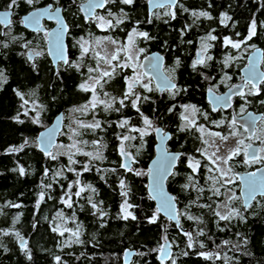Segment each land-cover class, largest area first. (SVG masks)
I'll list each match as a JSON object with an SVG mask.
<instances>
[{
	"label": "trees",
	"instance_id": "obj_1",
	"mask_svg": "<svg viewBox=\"0 0 264 264\" xmlns=\"http://www.w3.org/2000/svg\"><path fill=\"white\" fill-rule=\"evenodd\" d=\"M9 3L10 0H0V8L7 7ZM44 3L45 0H34L33 5H27L24 0H19L18 6L13 7L16 39L9 40L12 45L8 44L7 47L3 46L4 41L1 44L0 64L4 70L3 74L6 75V82L2 83L0 90V264H57V256L61 257V264H124V254L128 248L137 250L131 264H172L173 259L176 264H264V196H257L247 209L241 205L243 220L237 218L231 222L220 221L218 225V218L212 214V210L200 207L211 204L212 208H215L219 199L212 196L208 190L210 185L204 180L203 171L194 175L197 180L200 178L197 187H203V193H198L195 189L179 190V186L187 183V177L192 174L185 166L180 169L178 176L170 177L168 181L169 190L177 192L178 205L184 209L185 225L193 228L190 231L194 240L192 248H188V238L183 231L161 213L155 223H149L156 203L147 190V175L136 176L135 171L147 172L149 158L153 153L151 143L149 141V145L144 149L135 145L139 162H136L137 169L132 172L121 167L119 153L121 141L118 136L132 134L129 129L138 128V118L129 120L126 117L129 124L125 129L118 128L117 122L109 119V133L105 134L104 141L109 143V195L104 191L102 203L98 201V207L106 213L104 217H100L98 213L94 214L95 210L85 198L77 202L74 192H66L69 182L75 178L72 171L51 177L50 174L59 163L65 164L68 157L57 155V159H51L38 148L36 137L40 129L51 122L52 115L60 109L70 108L78 98L74 89L76 76L67 74L65 86H60V82L56 80L54 87L58 90H55V95L60 94L64 102L58 104L56 101L57 106L52 102L48 103L44 83L46 60L42 55H37L31 61L28 59V49L42 47L44 36L41 31L34 32L25 28L21 15ZM180 5L188 11H183ZM122 6L128 13L125 23L130 26L139 21L136 25L141 26L152 37L148 44L152 49L164 53L167 59L174 52L181 54L195 51V41L186 43L185 40L176 39L181 37V34L189 32L190 36L195 37L211 28L217 35H222L227 29H232L231 33H239L238 37L241 39L248 35L253 19L257 22V35L247 43L264 49V0H180L174 8L175 19L168 15L158 18L150 13L147 0H135L132 5ZM206 9H209L208 13L212 18L200 17L193 24L194 17L191 12ZM225 13L233 21L231 26H222L219 23ZM8 38L10 39V36ZM25 43H28V48L23 46ZM214 51L219 53L224 52V49L215 48ZM188 55H182L184 63L180 71V85L189 87L187 93L196 98L203 95L204 83L200 74L188 69ZM17 93H22L23 98ZM30 97L43 106L40 108L39 123L33 122L35 110L25 103L30 101ZM153 99L148 105L150 114L155 113ZM166 100L162 98L159 105L164 106ZM60 105L63 107H59ZM253 108L264 112V82L261 83ZM131 110L129 107L128 113L124 115H131ZM118 115L117 112H112L109 117L119 119ZM132 136L135 137L132 141L137 144L140 140L139 134ZM94 137L97 138L95 135ZM25 140L28 143L21 150L9 151L12 147L20 148ZM20 167L25 169L23 175L19 172ZM121 179L128 186L127 199L133 205L130 211L135 215V220L121 218V205L125 199L121 195ZM96 183L104 190L107 180L103 183L101 179H97ZM48 185L51 187H47ZM75 186H72L70 191L75 190ZM42 192L44 199L40 200ZM66 193L67 196L72 195L71 208L62 202ZM58 209L66 211L70 216L72 212L75 214L76 219L72 216L67 223L71 222L69 227L73 229L79 226L80 243L75 242V236L71 242L65 241L69 232L62 230V225L59 224ZM188 215L199 217L202 223L189 220ZM54 227L59 231H53ZM200 229L204 232L203 236L197 235ZM4 232L9 234L4 235ZM60 232L64 234L60 235ZM16 233H19V237L27 239L28 252L21 249ZM165 238L172 241L176 251L171 259L162 262L159 249ZM224 240H228L229 244L222 245ZM200 244L204 247L201 248ZM202 251L219 252L221 259L206 260L198 254ZM185 252L188 254L184 255ZM225 254L227 260L224 258Z\"/></svg>",
	"mask_w": 264,
	"mask_h": 264
},
{
	"label": "snow or ice",
	"instance_id": "obj_2",
	"mask_svg": "<svg viewBox=\"0 0 264 264\" xmlns=\"http://www.w3.org/2000/svg\"><path fill=\"white\" fill-rule=\"evenodd\" d=\"M75 2V0H73ZM123 5H132L134 4L135 0H120ZM153 0H149V3H152ZM24 3L27 5H33L34 0H24ZM114 4L115 0H88L85 5H82V10L86 11V19L95 23L96 27L102 31L107 32L108 30H115L121 24L125 22L127 18V13L123 12L121 9V16H117L116 14L112 13L110 9H108L107 16L99 15L96 13V9H106L108 4ZM178 3V0H167V4L169 8H175ZM19 0H10L8 5L9 9L13 8L14 6H18ZM183 11H188V9L183 8V5H180ZM166 15L170 16L172 19H175V12L169 11ZM47 16L49 19H55L59 25L58 29L52 33H46L47 36L51 38L52 43V53L55 55L58 61L63 62L69 68H75L77 71L81 70V64L70 62L65 55L64 46L62 43V37L64 33L67 31V24L60 18L59 9L53 11L50 7L48 9H37L30 15L24 17L22 23L27 26L33 27L37 32L41 31L40 27V20ZM191 16L194 17L193 24L200 17H205L211 19L212 17L207 11H200V12H191ZM9 12L5 11L0 14V24L11 26L10 21L8 20ZM231 17L227 16V14H222L220 23L226 24ZM151 22V21H149ZM167 22V21H165ZM140 22L137 21L136 24L138 25ZM190 27V26H186ZM183 31V30H182ZM239 35V34H237ZM257 35V22L253 19L249 25L248 35L242 41H233L229 37L224 38V46L234 49H240L243 44H247V41L252 40L254 36ZM149 40L152 37L146 31H139L137 27H133L131 32L126 34V38L124 40H118L110 35L106 36H97V37H89V39L81 38L80 41L77 43L80 46L81 50V60L83 57L88 56L91 54L92 58L95 61V67L87 66V79L79 85V89L84 92H91L92 96L91 99L84 105L74 108L72 111L87 114L88 112H93V122L85 123L80 120H76L75 123L77 125L76 128L71 129L73 137H77L81 135L80 129L95 131L96 129L103 130V125L100 120L95 119V112L94 110L98 107V105H103L104 111H120L119 108H114V105L118 102L120 107H125V101L130 100L131 105L133 108L136 109L137 112H140L139 103L140 101L147 100V96H141L140 93L136 91V89L142 88L147 92H152L153 88L151 86L153 79L157 81L156 90L161 92H168L169 95L173 98L179 95L181 91L186 92L187 89H181L177 86L174 82V75H169L160 70L161 65V57L159 55H155L151 60H148L147 64L140 63V56L145 52V49L142 47H138L137 40L138 39ZM218 37L212 35L211 32L206 36L201 38V48L197 53V58L193 61L191 67L193 70H196L198 65L207 66V61H211L213 57L211 55H207L209 48L213 45L208 43V41H215ZM110 45L112 47V51L108 52L106 46ZM7 47V45H3ZM25 48H28V43L23 45ZM252 47H255L254 45ZM103 53V54H102ZM41 53H32L31 50L28 55V59L31 61L33 60V55H40ZM145 59H148L145 57ZM232 59L229 57L224 61L225 66L228 65L229 60ZM176 65L179 66V59L176 60ZM264 64V51L257 49V51L253 54L252 59L249 61V66L245 69L246 77H245V85L244 87H248L251 85V89H256L259 91L258 83L264 82V72H260L258 70V65ZM35 67V65H33ZM131 68L133 70L132 76H125L126 82V90L123 93V98L117 99L115 97H109L107 92H104L103 95L108 97V99H101L97 92V88L103 89L104 84H106L109 80L114 78L117 73V70L123 71L124 69ZM172 73L175 72V69L171 70ZM57 74H59V69L57 70ZM205 79H208L205 77ZM230 79V77H228ZM147 80V82H145ZM6 77H4L3 72H0V83H5ZM250 89V91H251ZM18 95L23 98L22 93H17ZM237 95L244 96L245 93L243 91H237ZM254 94V93H253ZM231 96L229 95H215L214 89L212 87L208 88V100L212 106L213 111H217L221 107H227L229 105V101ZM28 103V101H25ZM42 108L43 106H39ZM182 111L180 112V120L181 124L178 127V131L186 132L195 129L196 132L199 133V136L196 137L197 140L200 141L201 147L196 149V152L200 154V156L207 162L204 164V168L208 172V175L205 177L206 182L210 185L208 190L211 192L212 196L220 197L224 195L221 193L220 189L224 188L226 193H231L227 195V200L220 204L216 205V208H212L211 204L200 205V207H207L212 210V214L217 217V224L219 225L220 221H227L231 222L233 219H241L243 220L244 217L242 216L240 210L235 207H230L232 201L239 200L240 197L236 196L234 192H232L230 185L234 184L236 179H239L243 184V190L247 199L245 200V209L250 207L249 200L253 199L257 193L264 196V171H260V175H257V172H250L247 175H240L239 173L233 172V168L231 166V161L235 156H238L242 151L248 156L247 159L244 160L245 164L251 163H261L264 162V155H260L259 153H264V147L255 148L252 143H245V139H238L236 141V146L227 151L225 155H220V144L216 143V139H219L221 142H227L230 137H238L242 135L238 128H237V118L234 116L230 122L221 119L220 121H212L211 123L215 124L217 128L224 125L225 123L228 124V127L231 131L224 135L221 132H213L210 129L206 128L203 124H197L196 116L201 115L204 117L205 120L208 118L207 112H201L199 108L196 107L194 104H183L179 106ZM176 108L174 104L169 111L172 112ZM241 113L245 110L241 108ZM141 118L143 120V128H131L129 129L130 132H137L140 134L141 139L144 136L149 135L150 130L156 132L160 136V144L158 145V156L152 162V166L148 168L147 172L142 171H135L136 176L147 175L150 177V183L148 185L149 192L151 194V199L157 200L158 204L153 212V215L149 218V223H155L159 214L164 212L168 214L172 219H176L177 215H179L175 208V197L171 196L164 190L165 181L169 177H174L176 173L173 169L176 167L177 162L184 156V153H173L170 152L165 147V142L171 139V135L168 133H162L160 128L154 127L153 121L149 119V117L140 113ZM18 119V117L16 118ZM261 119H264L262 117ZM255 120L254 117L249 115L246 118V122H253ZM23 123V121H19ZM34 123H39V112H37L36 117L33 118ZM129 124L128 119H122L117 122V127L121 129H125ZM59 127V125H57ZM247 130V129H246ZM56 134V128H51L47 131V133H41V137L45 138L42 142L50 146L52 144V138ZM118 139L121 141V155L125 158L130 157V153H128L124 148V142L130 141L135 139L132 135H121L118 136ZM255 139H259L264 143V137L256 136ZM211 141V142H210ZM28 143L25 140L24 144L20 146V148L12 147L9 149L10 152H16L21 150L26 144ZM92 146L95 149V152H82V149L78 147L79 144H88V141L82 140H73V143L68 146L69 150L75 149L76 152H82V155L89 157V164H86L83 168L84 172L91 171V164L92 160H102L103 155L100 151L102 147L101 140H93ZM45 147L43 150L45 154L49 156L51 159H57V155H54L48 147ZM209 149H213L209 152ZM249 150H251V154L249 155ZM75 153H71L69 155V161L72 164L77 163V161L72 159V155ZM187 166L191 169V173L187 177V183L182 185L185 191L189 189H195L198 193H203L205 189L203 187H196L197 181L194 178V174L200 172L201 170V159H197L195 156H188L187 157ZM121 167L126 169L128 172L134 171L130 164L127 162L122 163ZM98 172L101 171L100 169H96ZM68 171H75L74 168H69ZM111 171L115 172V169H111ZM19 172L21 175L25 173V169L23 167L19 168ZM62 173L60 171L56 172V176H60ZM45 175H47V170L45 171ZM80 173H77L79 176ZM75 184L79 185L80 181H74ZM219 185V187H217ZM47 187H51L48 185ZM87 189L95 192L96 190L92 188L91 185L86 186ZM120 188H121V195L125 198L123 204L121 205L122 211V219L127 220L131 218L133 220L136 219L135 215L131 211L130 208L133 207L128 202V195L129 189L126 182L121 179L120 180ZM71 189V185H69V191ZM85 187H79V190L75 193L76 196H80L81 193L85 191ZM67 195V193H66ZM44 199L43 192L40 194V200ZM199 199V196L197 197ZM67 207L71 208V196H68L67 199H63L62 201ZM89 202L91 203V207L95 210V213H98L100 217H104L106 213H104L96 203L91 201L89 198ZM102 203V201L100 202ZM195 203V201H193ZM12 207H19V205H10ZM221 207L227 208L228 211L225 214H222L219 210ZM187 215V213H185ZM61 219H63V214L58 213ZM187 218L189 220H197L198 222L202 223L199 217H193L188 215ZM53 231H59L58 228H53ZM64 231L72 232V235L77 237L76 243H80L79 240V226H77L76 231H72V229H64ZM223 231V229H221ZM4 235H8V232H4ZM64 232H60V235H63ZM183 234L188 238V248H192L194 246L193 234L191 232L184 231ZM17 237L20 239V247L25 252H28L27 242L23 240L22 237H19V233H16ZM198 236H203L204 232L200 229L197 232ZM166 239V238H165ZM244 243L246 244L247 241L245 240ZM229 241L224 240L222 241V245H228ZM170 245L168 246H161L159 249L160 252V259L166 260L171 259V253L169 251ZM200 247L203 248L204 245L200 244ZM219 248L220 245H217ZM236 247V246H234ZM188 253L185 252L184 255ZM200 256L204 257L206 260H219L221 259V255L219 252H200L198 253ZM225 260L228 257L225 254ZM29 259H31L29 253ZM57 264H61V257H55ZM172 264H176L175 260H172Z\"/></svg>",
	"mask_w": 264,
	"mask_h": 264
},
{
	"label": "flooded vegetation",
	"instance_id": "obj_3",
	"mask_svg": "<svg viewBox=\"0 0 264 264\" xmlns=\"http://www.w3.org/2000/svg\"><path fill=\"white\" fill-rule=\"evenodd\" d=\"M46 3L43 5L47 4H53V7L56 6H61L63 9V13L65 15V18L67 19V22L69 24L68 28V33H67V43H68V60L70 62H75V63H80L81 64V70L77 71L75 68H69L66 65L63 64V62L59 61L57 64L53 62L51 57L48 54L47 51V38L48 36L46 33L52 28L57 21L48 19L45 20V25H46V30L41 31L43 32L44 36V45L41 47L42 49L36 50V52L41 53L42 57L46 60V69L44 70V83L46 86V100L48 103L52 102L54 106L56 105V101H58V104L63 103V97L60 96V94L55 95L56 91L58 92L57 89H54L55 87V81L58 80L60 82V86L62 84L64 85L65 83V78L67 74L69 75H75V92L77 94V100L76 102L67 109H60L57 112H64V127L63 130L60 134L59 141L67 138V130H68V123H69V113L71 109L80 107L84 104H86L92 96L91 92H84L79 89V85L84 82L87 79L88 73H87V66L95 67V61L92 58L91 54L88 56L83 57L81 60V50L80 46L77 43L78 41L81 40L83 37L84 39H89V37H97V36H106L110 35L116 39L119 40H124L126 38L127 32L133 28V27H138L142 31H145L141 26L135 25H130L128 26L127 20L121 24L119 27H117L115 30H108L107 32L102 31L98 29L95 25V23L89 21L86 19V11L82 10L81 6L85 5L88 0H45ZM180 1V0H179ZM122 4L120 0H115V3L108 4L106 9H96V13L99 15L105 14L107 16L108 9L112 10L111 8H114L113 12L116 9L117 5L119 6ZM4 8H9L8 6H4L0 9ZM168 8V6L164 7L163 9ZM14 10V8H11ZM161 8H158L156 10H159ZM170 9V8H169ZM171 10V9H170ZM174 11L175 9L172 8ZM209 12V9L204 10ZM155 11L152 13L154 14ZM221 20V19H220ZM219 20V23H220ZM206 22V21H205ZM233 23L232 20H228L226 24H221L222 26L229 25ZM186 24V23H185ZM233 31L232 29H227L226 33H223L222 35H217L215 33L214 29L209 28L206 32L196 35L195 37L190 36L189 32H186L185 34H181V37L176 38L177 40H185L186 43H192L196 42V47L195 51L189 53V52H183L181 54H178L177 52H174L171 54L170 57H166L164 55V70L166 71L167 74L169 75H174V81L176 82L177 86L181 89H187L186 92L181 91L179 95L175 96V98L171 97L168 92H161L159 90H156V80L153 79L152 81V92H147L142 88H137L136 91L140 93V95L147 96V100H141L139 103V108L140 112H137L135 108L132 107L130 100L125 101V107L121 108L119 103L117 102L114 105V108H119L120 111H104L103 105H98V107L94 110L95 112V119H98L101 121L103 125V130L101 129H96L94 132L90 130H85V129H80L79 131L81 132L80 136H77L79 139L82 141H88V144H81V149L82 152H95V149L92 146V141L93 140H101L102 147L100 151L102 152L103 159L102 160H92L91 164L89 165L91 167V171L84 172L83 168L86 164H89V157H86L82 155V152H74L75 154L73 156V160L77 161V163L72 164L69 161V158H67L66 161V166L64 167L63 171H68L69 168H74L75 171H72L75 176V181L79 180L80 184L76 188V192L79 190V187H85V191L81 193L80 196H76L77 202L81 201V198H85L87 203L89 202V198H91V201L93 203H96L98 205V201H102L103 197V192L105 191L106 195H109V151L108 146L109 143L104 142L106 141L105 134L109 133V119L111 121H116L119 122L120 120L127 119L129 120L133 118H138V128H143V120L141 118L140 113H143V115L149 117L153 121L154 127H161L163 129L164 133L170 132L171 139L167 140V147L169 151H174V152H179V153H184L185 155L181 157V159L177 162L176 167L174 169V172L176 173L175 176L179 175L180 169L183 168V166L187 167V170H191L187 166V157L188 156H195L197 159H201V170L200 173L203 171L205 177L208 175V172L204 168V164L207 163L199 153L196 152V149L201 147V143L199 140L196 139L197 136H199V133L195 131V129L191 131H186V132H180L178 131V127L181 124L180 120V112L182 109L179 107L180 105L183 104H194L196 105L197 108L201 110V112H207L208 113V118L207 120L204 119L203 116L197 115L196 116V121L197 124H203L206 126V128L213 130L214 132H221L224 135H227L231 129L228 127V124L225 123L224 125L220 126L219 128L216 127L215 124L211 123L212 121H220L221 119H224L225 121L230 122L231 119L235 115H241L245 113L246 111L253 109V103L257 99V93L258 91L256 89H251V85L248 87H244L242 91L245 93L244 96H240L237 94L232 95V105L229 107H221L217 111L212 110V106L209 103L208 100V88L212 87L216 93H223L227 91L228 88L234 86L235 84H239L242 79V67L245 66L248 63V53L250 51H244L240 52L239 49L236 51L232 50L231 46L225 47L224 46V38L229 37L232 40H244V38H239L237 33H231ZM211 32L212 35H215L218 37L217 40L215 41H208V43H211L213 46L209 48L207 55H211L213 59L211 61H207V66L204 65H198L196 70H193L191 65L193 61L197 58V53L199 52L201 48V38L206 37L209 33ZM239 34V33H238ZM10 36V39L8 38ZM16 39V29L14 27V24L12 22L11 26L5 27L3 24H0V54H1V49H2V42L4 41L6 45L11 44L9 43V40H15ZM149 40H143L138 39L137 40V45L138 47H142L145 49V52L141 54L140 56V63H143L144 57L149 54L150 52L157 51V49H152L151 45L148 44ZM107 51L109 52V45L106 46ZM224 49V52H219L216 53L214 49ZM254 48V47H253ZM252 48V49H253ZM251 49V50H252ZM189 54L188 57V62H187V67L189 70L192 72H197L200 74L201 80L204 83V90L203 95L200 97L194 98L191 94L187 93L189 87L183 85L181 87L180 85V71L183 67V57L182 55ZM103 54V53H102ZM231 57L232 59L229 60V63L227 66H225L224 61ZM36 58V57H35ZM179 59L180 63L179 66L176 65V60ZM59 69V74H57V70ZM172 69H175V72L172 73ZM264 69V65H263ZM4 70L1 69V64H0V72H3ZM4 77H6L5 74H3ZM133 75V70L131 68L124 69L123 71H120L119 69L117 70L116 75L114 78L109 80L106 84H104L103 89H100L99 87L97 88V92L99 94V97L101 99H108V97H105L103 95L104 92H107L109 94V97H115L117 101L121 98H123V93L126 90V82H125V76H132ZM207 77L208 79H205ZM230 77V79H228ZM147 82V80H145ZM2 83H0V90H1ZM65 86V85H64ZM261 87V84H260ZM259 87V88H260ZM251 89V91H250ZM56 90V91H55ZM254 93V94H253ZM153 94V95H152ZM57 97V99H56ZM193 97V98H191ZM154 98V99H153ZM162 98L167 99L164 101L165 105L160 106V100ZM154 100V105L153 108L155 110L154 114L149 113V106L150 105V100ZM176 105V108L174 111L170 112L169 109L173 106ZM63 105V104H62ZM63 107V106H59ZM129 107L132 108L131 110V115L127 116L124 114L128 113ZM147 107V108H146ZM241 108H243L245 111L241 113ZM148 109V110H147ZM57 112L55 114H57ZM112 112H117L119 115V119L109 117ZM54 115L51 116V122L54 118ZM77 116L80 121H87V122H93V112H88L87 114H81L77 113ZM127 117V118H126ZM82 119V120H81ZM92 120V121H91ZM50 122V123H51ZM262 122H264V119L261 120L259 123V126L256 129V132L253 136H251L248 132V129L246 126L237 124V128L239 132L243 135V138L245 139V143H259L261 147V143L259 139H255L257 136L258 130L260 129ZM48 123L47 125H49ZM45 125V126H47ZM119 128V127H118ZM131 129V128H130ZM247 129V130H246ZM122 133H124L122 131ZM137 132H132V134L129 135H134ZM139 134V133H137ZM92 135V137H90ZM94 135L97 137L95 138ZM108 135V134H107ZM241 136V135H240ZM139 142L136 144L132 140L130 143L129 141H126L125 145V150L130 153L132 156V168L133 170H136V162H139V158L137 156V150L135 149V145H140L142 149L146 148L149 145V141L151 143V147L153 149V153L151 158L155 155L156 149H155V144L157 142V136L156 132L151 131L149 132V135L144 136L143 139H141L140 134H139ZM121 148V143L119 145V153L121 154L120 151ZM62 156L65 154H61ZM248 156L245 155V153L242 151L238 156H235L233 160L230 162L231 166L233 168V172L239 173V172H244V171H249L253 170L259 165L263 164L264 162L261 163H251V164H245L244 160L247 159ZM124 162V156L121 155V164ZM149 164V163H148ZM186 164V165H185ZM240 167V169H237ZM96 169H100L101 171H97ZM148 170V167H147ZM63 173V174H64ZM77 173H80L79 176H77ZM199 173V172H198ZM198 173L194 174L197 175ZM93 176V177H91ZM204 177V180L206 181ZM97 179H101L104 183L105 180H107L105 189L103 190L102 186H99L100 184H97L96 181ZM170 180V177L167 180ZM196 187L200 183V178L197 180ZM82 181V182H81ZM85 184H84V183ZM77 185V184H76ZM87 185H91L92 188H94L96 191L92 192L91 190L87 189ZM230 188H233L237 192V196L240 197L239 200H236V203L239 205V207L243 204L242 203V198H241V182L239 179H236L235 183L229 186ZM183 189L182 185L179 186V190ZM172 192V191H171ZM175 194V197H177V192H172ZM219 199L216 201V205ZM91 204V203H90ZM243 206V205H242ZM216 207V206H215ZM245 208V207H244ZM105 213V212H104ZM179 214H180V220H181V225H177V227L184 231L190 232L192 231L190 226L185 225L184 223V209L182 207H179ZM182 228H185L183 230ZM198 232V231H197Z\"/></svg>",
	"mask_w": 264,
	"mask_h": 264
},
{
	"label": "water",
	"instance_id": "obj_4",
	"mask_svg": "<svg viewBox=\"0 0 264 264\" xmlns=\"http://www.w3.org/2000/svg\"><path fill=\"white\" fill-rule=\"evenodd\" d=\"M179 2V0H178ZM147 5H148V9H149V12L150 13H153L156 9L158 8H164L166 6H168L167 4V0H153L152 3H149V0H147ZM51 8L53 11L59 9V12H60V18L62 20H64V22L67 24V31L64 33L63 37H62V43H63V46H64V50H65V55L66 57L68 58V43H67V33H68V28H69V24L67 22V19L65 18V15L63 13V9L61 6H56L54 8L53 7V4H47V5H41V6H38V7H35V8H32L30 9L29 11H27L26 13L22 14L21 15V20L24 19V17L30 15L31 13H33L35 10L37 9H48V8ZM5 11H8L9 12V17H8V20L10 21V24H12L13 22V16H14V10L13 9H9V8H4V9H0V14H2L3 12ZM49 18L47 16L43 17L41 20H40V27H41V31H44L46 30V25H45V20H48ZM52 20H55V19H52ZM23 26L31 31H34V32H37L33 27L31 26H27L25 25L24 23H22ZM5 27H8L6 25H4ZM59 25L58 23H56L52 28H50V30L48 31V33H52L54 31H56L58 29ZM257 49L261 50V51H264V49L261 47V46H256L254 47L252 50H250V52L248 53V63L242 67V75H243V79L242 81L239 83V84H235L234 86L230 87L227 89V91L223 92V93H215V95H229L231 96V99L229 101V105L231 106L232 105V95H234V93H236L238 90L239 91H242V89L244 88V85L246 83L245 81V77H246V72H245V69L249 66V61L252 59L253 57V54L257 51ZM31 52L34 54V53H38L36 52L34 49L30 48L28 49L27 51V54L29 55V52ZM47 51H48V54L49 56L51 57V59L53 60V62L55 64H57L59 61L56 59L55 55H53L52 53V43H51V38L48 36L47 38ZM155 55H159V57H161V65H160V70L164 73H166V71L164 70V66H163V63H164V55L162 52L160 51H153V52H150L149 54H147L145 57H147L148 59H145L144 57V60H143V64H147L148 63V60H151ZM37 55H33V58H35ZM258 70L260 72H264V69L262 67V64H259L258 66ZM167 74V73H166ZM157 82V81H156ZM175 82V81H174ZM176 83V82H175ZM262 83V82H261ZM261 83H258V88L260 87V84ZM229 107V106H227ZM226 107V108H227ZM251 115L252 117L255 118V120L253 122H246V118ZM235 117L237 118V121L239 124L241 125H244L247 127L248 129V132L251 136H253L256 132V129L257 127L259 126V123L261 122V118L264 117V112L263 111H256V110H253V109H250L248 111H246L245 113L241 114V115H235ZM57 125H59V127H57ZM63 127H64V112L61 111L59 113H57L55 115V117L53 118L52 122L43 127L42 129H40V131L38 132V135L36 137V141H37V146L38 148L45 153V151L43 150L47 145H45L42 141L45 139V138H42L41 137V133H47V131L51 128H56V134L55 136L52 138V144L50 146H47L49 148V150L53 151V149L55 148V146L58 144L59 142V137H60V134L63 130ZM161 130H162V133L163 132V129L161 127H159ZM168 134H170V132H167ZM156 136H157V142L155 144V149H156V153L155 155L151 158V160L149 161V164H148V168L152 166V162L153 160H155L158 156V145L160 144V136L156 133ZM253 146L255 148H260V144L259 143H252ZM165 147L168 149L167 147V141L165 142ZM170 152H173V153H179V152H174V151H170ZM251 154V150H249V155ZM260 154V153H259ZM127 160V162L130 164V166L132 167V156L130 155V157L128 158H125L124 157V162L125 163ZM175 169V168H174ZM173 169V171H174ZM257 170H261V171H264V163L259 165L258 167H256L255 169L253 170H249V171H244V172H239L240 175H247L248 173L250 172H257V175L259 176L260 175V171H257ZM168 180V179H167ZM167 180L165 181V184H164V190L169 193L171 196L175 197V194L172 193L170 190H169V187H168V183H167ZM240 181V180H239ZM241 182V181H240ZM150 183V177L147 176V190H148V193L149 195L151 196L150 192H149V188H148V185ZM240 192H241V198H242V203H243V207H245V200L247 199L246 195H245V192L243 190V184L241 182V188H240ZM257 196H260L259 193H257L255 195V197L251 200H249V204L251 205L255 198ZM155 203H156V206L158 204V201L155 200ZM174 204H175V208H176V211L177 213L179 214V205H178V201L175 197V201H174ZM161 214L172 220L173 222L177 223L178 225H181V220H180V214L177 215L176 219H172L168 214L164 213V212H161ZM183 230H185V228H182ZM24 241H27V239L25 237H22ZM20 241V239H19ZM170 245V253H171V256L173 255L174 253V249L172 247V241L170 239H166L163 243H162V246H168ZM137 250L136 249H131V248H128L126 251H125V254H124V264H131V262L133 261V258L136 254ZM160 253H159V258H160ZM161 260V259H160ZM169 259H166V260H161L162 262H166L168 261Z\"/></svg>",
	"mask_w": 264,
	"mask_h": 264
},
{
	"label": "rangeland",
	"instance_id": "obj_5",
	"mask_svg": "<svg viewBox=\"0 0 264 264\" xmlns=\"http://www.w3.org/2000/svg\"><path fill=\"white\" fill-rule=\"evenodd\" d=\"M123 8H124V7L122 6V4H120L119 6L117 5V7H116V9H118V10H115V11L113 12L114 8H111V9H112L111 12L114 13V14H116L117 16H121V15H122V13H121V9H123ZM170 9H171V11H172V8H170ZM170 9H169V7H168V8H165V9L161 8V9H159V10H155L154 15L157 16L158 18H163V17L167 16L166 13L169 12ZM123 12L127 13V12L125 11V9H123ZM102 15L106 16L105 14H102ZM127 15H128V13H127ZM125 21H126V20H125ZM137 28H138V27H137ZM132 29H133V28H131V29L127 32V34H128L129 32H131ZM138 30H139V31H142L140 28H138ZM118 40H119V39H118ZM233 41H242V40H239V39H238V40H233ZM252 46H253V45H252V44H249V43H247V44H243L242 47L239 49V51H240V52L250 51V50L253 48ZM33 49H34V48H33ZM38 49H42V48L36 46V49H34V50L36 51V50H38ZM232 50H235V49L232 48ZM237 50H238V49H236V51H237ZM111 51H112V47L109 45V52H111ZM30 98H31V97H30ZM28 104H29L28 107H30V108H32V109L35 110L34 115H35V117H36L37 112L40 113V107H39L40 104H39V102H38L36 99L31 98L30 101H28ZM73 109H74V108H73ZM73 109H71V111H70V113H69V123H68V130H67V138H65V139H63V140H60V141L58 142V144L55 146V148H54L53 151H52L54 155L65 154V155H67L66 157L69 158V155H70L71 153L75 152V149H72V150L70 151L69 148H68V146L71 145V144L73 143V140H81V139H79L78 137H73V135H72V131H71V129H74V128L77 127L75 121H76V120H79V118H78V116H77V112H73V111H72ZM81 120H82V119H81ZM91 121H92V120H91ZM83 122H85V123H89V122H87V121H83ZM153 125H154V124H153ZM210 130H211V129H210ZM211 131H213V130H211ZM213 132H214V131H213ZM130 134H131V133H130ZM257 136L264 137V122H262V125H261L260 129L258 130ZM238 139H244V138H243V135L238 136V137H230L229 140H228L227 142H221L219 139H216V143L221 145V147H220V153H219V154H220V155H225V154L227 153L228 150L234 148V147L236 146V141H237ZM210 142H211V141H210ZM128 143H130V141H129ZM260 143L262 144L261 147H264V143H262L261 140H260ZM126 144H127V143L124 142V147H125ZM78 147L81 148V144H79ZM212 150H213V149H209V152H211ZM260 155H264V153H260ZM61 156H62V155H61ZM72 159H73V156H72ZM65 166H66V164L60 162L59 165H58V166L55 168V170L52 172V174H50L51 177L56 176L55 173L58 172V171H60V172L63 174V173H64L63 169H64ZM66 167H67V166H66ZM74 181H75V179H73L72 181L69 182V185H71V187H72V186H75ZM81 182H82V181H81ZM83 183H84V182H83ZM79 184H80V183H79ZM84 184H85V183H84ZM77 186H78V185H76V186H75V190H72V191H69V186H68V189H67L66 192H67V193H72V192H74V194H75V193H76V188H77ZM217 187H219V185H217ZM231 190H232V192L235 193V195L237 194V192H236L233 188H231ZM220 191H221V193H224V195H221V196H220V200L218 201L217 204H220V203H222V202H225V201L227 200V195H230V194H231V193H226L224 188H221ZM68 196H71V197H72L71 194H68ZM68 196L65 195L63 199H67ZM75 196H76V195H75ZM236 196H237V195H236ZM65 197H66V198H65ZM123 202H124V201H123ZM71 203H72V202H71ZM122 204H123V203H122ZM230 207L238 208V209L240 210V212H241V206L239 207V205L236 203V201H232ZM215 208H216V207H215ZM60 209H65V208H60ZM60 209H58V210H60ZM219 210L221 211L222 214H225V213L228 211V209H227V208H224V207H221ZM129 211H130V209H129ZM57 212H58V211H57ZM58 213H62V214H63V219L60 218V220H59V224L62 225V227H61L62 230L66 229V228H67V229H72V231H76V230H77V229H73L72 227H69V223H71V222L67 223V221L70 220V219L72 218V216H73V219H74V220L76 219V216H74L75 214H74L73 212H72V215H71V216H70L69 214H67L66 211H61V210H60ZM59 217H60V216H59ZM191 233H192V232H191ZM68 235H69V236L66 238L65 241H67V242H71V241L74 239V236L72 235V232H69ZM166 239H167V238H166ZM166 239H164L163 241H165ZM172 247H173L174 252H175L176 250H175L173 244H172Z\"/></svg>",
	"mask_w": 264,
	"mask_h": 264
}]
</instances>
